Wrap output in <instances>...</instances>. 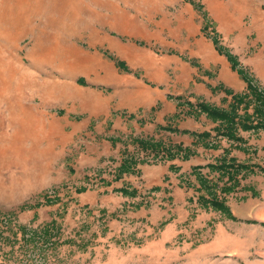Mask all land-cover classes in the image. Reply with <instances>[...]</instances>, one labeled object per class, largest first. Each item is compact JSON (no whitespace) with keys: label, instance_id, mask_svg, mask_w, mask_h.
Masks as SVG:
<instances>
[{"label":"rangeland","instance_id":"obj_1","mask_svg":"<svg viewBox=\"0 0 264 264\" xmlns=\"http://www.w3.org/2000/svg\"><path fill=\"white\" fill-rule=\"evenodd\" d=\"M222 60L243 88L230 73L208 87L216 103L185 95L196 71L213 80ZM247 77L264 95V0H0V264H264V127L228 135L214 129L225 120L186 101L184 114L213 122L196 130L208 135L173 128L175 139L193 137L183 145L156 127V139L129 141L154 152L127 154L128 141L110 146L88 116L110 96V117L124 115L116 98L135 104L140 82L229 111L246 95L237 113L256 122L264 105ZM195 144L220 154L214 166L164 190L165 162L187 159ZM160 165L143 193L110 184L121 174L140 184Z\"/></svg>","mask_w":264,"mask_h":264},{"label":"crops","instance_id":"obj_2","mask_svg":"<svg viewBox=\"0 0 264 264\" xmlns=\"http://www.w3.org/2000/svg\"><path fill=\"white\" fill-rule=\"evenodd\" d=\"M221 66L222 68L218 70L217 78L215 76L213 80H211L209 77H205L204 74H201L200 72L198 73L196 71V77L192 80H190L192 77L189 78L191 85L187 89V93L185 95L187 96L188 94H190L194 96V99L195 96L204 97L216 103V94H213L210 88L208 87L209 85H215V82L218 81V78H221L223 80L226 79L224 75L230 73L235 79V82H237L234 86L236 87V85H238L239 89L243 88L244 84H242V82L239 80L237 73H234L231 69L228 68L226 60L221 61ZM137 83L138 85L142 86L145 90L140 91L136 94L135 104L127 106L126 104H124L120 96L116 98V102H118V105L122 106V110L125 111L124 115L121 116L120 113L116 114L117 117H110L111 110L115 108V106H113V103L110 101L111 99H114L113 96L105 97L104 100H101L100 108H92L91 113H89L88 115L89 119L94 122L92 131L95 135L97 133L106 131L110 133L109 135L112 136V142L110 143V146L112 145L113 147H117L119 150H121L123 147V149L127 151V154H133L134 152L142 151L152 153L154 151L151 150L149 147H145L146 150H144L143 148H140L142 146H138V144L136 143H132L130 145L129 141L131 142L132 136L145 137L148 135H154L156 139L157 137H159L154 134V129H156V127L164 130L168 129L166 130V134L164 136H161L162 138H166V136L171 137L173 142H179V140H181V143L183 145L192 146L194 145L191 143V141L193 140L192 136L190 137L188 135H182L178 139H175L174 131L176 130L174 129L173 131L172 129L177 128L179 132H182V130L186 128L201 131L202 128H210L213 125V122H211L202 113L198 118L189 114H184L183 112L186 107H179L177 105L178 100L171 96L172 94L169 95L167 90H164L160 87L150 88L148 86L142 85V83L140 82ZM222 92H217V95H219V97L224 95L225 93ZM111 106L113 108H111ZM136 108L138 109L137 112ZM177 111H181V116L175 118L174 113ZM112 119L113 121L111 125H108L107 123H110ZM204 123H208V125L204 126ZM113 137H118L122 140L125 139L123 141L128 142L122 145L121 147L120 142L116 139H113ZM214 140L213 137L207 139L209 143ZM157 151H159V149H157ZM219 155L220 154L218 152L216 153V151L212 147H200V144H195V146H193L192 155L188 156L187 159L180 160L172 158L170 159V161L165 162L166 167L170 170H164L166 183L165 185H163V189L172 190L174 187L177 188V183H183L180 178L182 174H187L191 171H197L200 173L209 171V164L215 163ZM156 171H158V175L154 174ZM162 171L163 166L158 169H153L152 171H145L147 172L146 175H144L145 172L143 171V175H140H142L145 180L144 182L141 181L140 184H137V182L139 181L137 179L138 176L134 177L132 174H129V176H127L126 174H121L117 177H114L112 175L110 184L112 183V186L118 185L116 181L121 180L119 187H125L127 190L133 188L136 192H139L140 194L143 193V190L141 189L145 188V186H142L141 188V185H143V183L147 184V179L151 182L150 187L153 186V183L158 184L156 179L158 178V176L162 175ZM151 174H154V177L150 176ZM191 194L192 192L189 193V195Z\"/></svg>","mask_w":264,"mask_h":264},{"label":"trees","instance_id":"obj_3","mask_svg":"<svg viewBox=\"0 0 264 264\" xmlns=\"http://www.w3.org/2000/svg\"><path fill=\"white\" fill-rule=\"evenodd\" d=\"M195 6L199 7L200 4L197 2H194ZM117 64L120 67H124L125 65V60H121L118 59ZM242 72V71H241ZM242 74L244 75V72H242ZM247 80L249 82V87L250 89L254 92L255 97L262 103L261 105H264V95L260 94L259 92H257V88L255 87V85L253 84V82H250V78L247 77ZM251 91V92H252ZM235 94V93H234ZM233 94V95H234ZM173 96L176 100H178L179 104L185 103L187 101V103H189L191 106H194L196 109L198 110H203L205 111L207 114H209L210 116H212L213 118H221L222 120L226 121V125L224 128H222L221 126H217L214 129H216V131L222 132V133H226L228 134V132L230 133V135H232V131L235 130L238 126L242 127V128H247V127H264V108L261 107H257L254 109L255 115H258V119L256 122H253V116L252 113L250 112H246V114H244L243 116H241L239 113H237L236 108L244 101V100H248L246 99V95L245 96H240V95H235L234 96V101L232 103L231 109L229 110H224L221 109L217 106H214L206 101L200 100L197 101L196 103L192 102L191 100H188L187 98H185V100H183L182 95H171ZM249 102L246 101V104H248ZM185 131V130H184ZM189 132L193 133L194 135L197 136H204V135H208L209 132L206 130H203L202 132H197L196 130H189ZM229 135V134H228ZM224 164V163H223ZM223 164H218L215 165L216 168L220 167L223 168ZM211 166H214L212 163L209 164ZM120 189L123 192H127L126 189H123L122 187H120ZM204 197V196H203ZM51 200L50 197L46 198V201L49 202ZM206 201H209V203H212L214 205H216L217 207H221L222 209H224L228 214H231L230 208L224 204L221 200H215V199H209V198H205ZM42 202V200L38 201V203H36L34 206H38V204H40ZM41 229L39 230V232L42 233V235L38 236L42 237L44 240H46L49 237L50 231H53L51 225H44L40 227ZM38 228L32 229L31 233L29 236L25 237H33L38 233Z\"/></svg>","mask_w":264,"mask_h":264}]
</instances>
